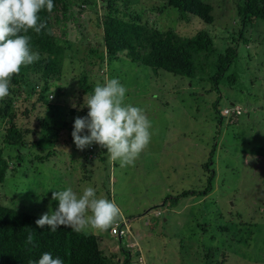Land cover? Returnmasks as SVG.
I'll return each instance as SVG.
<instances>
[{
	"label": "rangeland",
	"instance_id": "1",
	"mask_svg": "<svg viewBox=\"0 0 264 264\" xmlns=\"http://www.w3.org/2000/svg\"><path fill=\"white\" fill-rule=\"evenodd\" d=\"M204 1L214 8L210 25L198 17L183 19L168 0L119 2L122 16L138 14L163 31L210 32L216 51L196 54L194 78L157 73L125 53L111 61L104 0H73L67 14L59 7L52 15L54 38L62 48L53 98L40 97L43 82L35 74L10 88L16 122L29 130L20 151L4 142L9 124L0 100V150L10 164L0 183V202L42 215L50 205L58 208L53 191L71 186L81 194L92 186L98 197L115 201L131 224V234L123 238L110 233L113 224L87 231L98 237L110 264H124L126 249L136 256L137 243L148 264H264V21L242 26L239 0ZM231 49L237 57L217 88L218 62ZM105 77L118 78L127 88L126 102L144 109L152 122L151 142L134 166L110 161L99 144L80 150L71 135L75 118L88 113L85 95ZM233 104L244 113L222 115ZM212 170L213 189L206 196L164 203L185 190H204Z\"/></svg>",
	"mask_w": 264,
	"mask_h": 264
},
{
	"label": "trees",
	"instance_id": "2",
	"mask_svg": "<svg viewBox=\"0 0 264 264\" xmlns=\"http://www.w3.org/2000/svg\"><path fill=\"white\" fill-rule=\"evenodd\" d=\"M106 16L103 19L104 38L108 57L111 61L119 58L120 53L125 55L131 62L142 67H150L153 71H168L175 75L194 78L197 73L196 54L200 52L215 53L213 39L210 32L202 30L193 36H182L171 30L163 31L142 22L141 17L126 18L121 15V0H104ZM238 13L242 26L248 25L252 20L264 21V0H239ZM73 0H54V8L51 13L43 10L40 15L47 20V28L52 29V15L62 7L67 14ZM168 4L179 9L183 19L190 20L192 17L200 18L205 24L214 23L213 6L204 0H168ZM130 15V14H129ZM27 35L32 37L31 46L33 51L40 53V59L31 65L23 66L18 75L11 79L10 88L14 85L21 86L29 74L38 75L42 79L43 87L40 97L46 102L55 93L53 79H59L61 65L59 48L55 36L48 35L47 29L40 34L29 30ZM237 57L236 49L228 51L217 65V71L213 80L218 88L219 81L225 78V73ZM228 80H232L230 77ZM55 86L58 87L56 84ZM219 90V89H218ZM39 97V98H40ZM5 102L4 118L7 119L8 128L4 135V142L17 146L20 151L24 137L29 130L22 129L16 122L18 113L14 108L15 96L13 93L3 99ZM219 101V98L216 102ZM219 112V111H218ZM222 118V115H221ZM43 126L44 123H43ZM49 130L54 128L47 125ZM45 138V137H44ZM40 143L34 144L35 146ZM212 154V153H211ZM22 160V155L18 154ZM212 160L207 164H211ZM206 165V166H207ZM10 170L9 161L0 150V183L5 182ZM214 170L208 177V186L204 190H185L174 197L168 196L164 203L177 204L181 197L191 194L206 196L213 189ZM41 215L27 211H21L0 202V264H30V261H38L45 252H51L53 257L59 256L64 264H110L99 247L98 237L89 232L77 233L70 227H58L52 232L47 226L39 228L35 221ZM35 234V247L26 245L25 240L29 232ZM136 256L134 251L126 249L124 264H131L132 258L138 264L140 251Z\"/></svg>",
	"mask_w": 264,
	"mask_h": 264
},
{
	"label": "clouds",
	"instance_id": "3",
	"mask_svg": "<svg viewBox=\"0 0 264 264\" xmlns=\"http://www.w3.org/2000/svg\"><path fill=\"white\" fill-rule=\"evenodd\" d=\"M53 8L54 0H0V100L10 95L12 77L23 66L40 59L27 33L32 30L40 34L47 29V34L53 35V30L47 28V20L40 15L45 9L51 13ZM126 93V86L118 78L105 77L104 83H97L91 95H85L88 113L75 118L71 133L78 149L99 144L107 150L110 161H118L121 167L134 166L152 138V122L144 109L126 102ZM243 113L244 110L240 115ZM52 200L59 201L58 208L52 210L50 205V211L35 221L39 228L47 226L52 232L61 226L77 233L104 231L122 219V211L115 201L98 197L97 189L92 186L84 188L81 194L71 186L53 191ZM25 244L35 247L33 232L28 233ZM30 264H64V261L45 251L38 261Z\"/></svg>",
	"mask_w": 264,
	"mask_h": 264
},
{
	"label": "built area",
	"instance_id": "4",
	"mask_svg": "<svg viewBox=\"0 0 264 264\" xmlns=\"http://www.w3.org/2000/svg\"><path fill=\"white\" fill-rule=\"evenodd\" d=\"M242 112H243L242 107L239 105H234L233 107L225 108L222 111L224 115H229V114L240 115ZM110 233L119 238L128 237L131 234V224L129 219L124 217V215L122 214V219H118L113 223L110 229ZM137 248L140 249L138 243H137ZM138 264H148L145 257L141 254V250H140Z\"/></svg>",
	"mask_w": 264,
	"mask_h": 264
}]
</instances>
